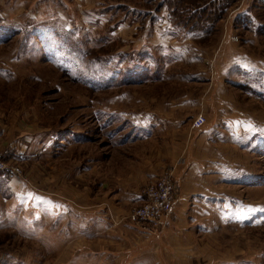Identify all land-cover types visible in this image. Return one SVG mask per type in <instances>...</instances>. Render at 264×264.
<instances>
[{
	"label": "rangeland",
	"instance_id": "obj_1",
	"mask_svg": "<svg viewBox=\"0 0 264 264\" xmlns=\"http://www.w3.org/2000/svg\"><path fill=\"white\" fill-rule=\"evenodd\" d=\"M144 2L0 0V129L11 144L0 156L19 172L0 175V264H117L95 252L123 250L121 237L141 234L125 226L137 206L119 218L105 208L111 227L97 211L102 202L57 201L69 198L53 179L90 186L96 197L97 186H119L118 175L152 159V146L193 132L207 139L194 138L190 153H211V169L232 186L203 221L202 262L264 264V10L239 0L196 43L169 25L163 0ZM239 15L250 18L243 28L233 22ZM147 66L158 69L142 82L137 71ZM200 113L207 122L195 131L189 124ZM26 135H36L41 153L22 162L11 152H26Z\"/></svg>",
	"mask_w": 264,
	"mask_h": 264
},
{
	"label": "crops",
	"instance_id": "obj_2",
	"mask_svg": "<svg viewBox=\"0 0 264 264\" xmlns=\"http://www.w3.org/2000/svg\"><path fill=\"white\" fill-rule=\"evenodd\" d=\"M205 118L207 122V117L205 116ZM6 132L0 129V150L5 148L3 137L7 134ZM150 132V130L147 131V136ZM185 132H188V130ZM193 133L189 137L185 134L181 137L178 135L177 140L172 143L166 140L162 141L164 147L161 150L159 148L155 150L152 146V149H150L154 156L152 159L144 160L137 167H132L127 175H118L120 177L116 181L119 186H97L96 197H93L94 192L90 189V186H83L78 190L74 186L58 185L59 179H53L54 188L61 191L65 189L69 198V200L57 199V201L68 207H76V202L87 205L102 202L104 207H100L102 210L98 209L97 211L103 212L110 221V226L114 227L112 220L104 211L105 208H107L109 214L113 213L115 218L124 216L126 211L122 210V207L139 206L143 203V197L138 190L139 186H135V184L138 185L142 181H148L151 184L164 173V169L172 170L177 187L175 200L171 211L160 220L159 226L154 229L147 224L136 225V227L135 224L126 223V227L141 234H137L133 241V237L132 239L128 236L121 237L123 250L110 251L99 246L95 253L110 256L117 264H206L209 262H202V256L205 257L209 250L202 242H206L205 239L210 235L207 224L203 221L205 219L207 221L211 217L210 215L216 211L214 207H217V205L224 206L227 187L232 186H229L228 181L224 180L226 176L223 172L217 173L211 169L216 163V159L211 156V153L197 151H193V154L190 153V145L194 138L202 140L199 144H203L207 139L205 133L200 132L201 134L198 133L197 135ZM144 140L146 139L142 141ZM21 143L22 147H26V152L23 153L19 151L20 149L12 151L11 153H14L13 157H16L15 159H20L22 162L29 161L31 155L41 153V146L36 135H26ZM64 143L68 144L69 142L64 141ZM29 144L33 147L31 152L27 150ZM10 146L11 144L6 145L7 148L4 149V152L8 151ZM200 146L197 144V148ZM50 149L51 152L62 148L57 147L52 150L50 146ZM66 171L68 177L71 178L73 170ZM86 171L85 166L81 167L79 174ZM0 175L7 177L3 173H0ZM237 198L239 199V197ZM117 207H119V210L116 209ZM131 243L133 246H130ZM141 243H144L142 245L144 252H146L144 254L139 252L142 249L139 247ZM80 248L86 249L88 246L82 245Z\"/></svg>",
	"mask_w": 264,
	"mask_h": 264
},
{
	"label": "trees",
	"instance_id": "obj_3",
	"mask_svg": "<svg viewBox=\"0 0 264 264\" xmlns=\"http://www.w3.org/2000/svg\"><path fill=\"white\" fill-rule=\"evenodd\" d=\"M258 1L260 3L258 4L259 8L264 10V0ZM145 2V5L152 4V0H145ZM238 2L239 0H163V4H161L160 7L158 6V8L159 11H165V18L170 26L172 25L180 29V31L188 37L192 36L193 42L200 43L203 41L202 38H210L211 35L214 34L217 24L225 18L228 11L235 7ZM146 16H148V13ZM249 21V16L239 15L233 22L235 26L239 25L243 28L249 23ZM261 32H263V34H261ZM261 32L260 34L264 35V26L262 27ZM54 36H56V33H54ZM57 38L58 37H56V39ZM66 39H71L70 33L64 35L63 40ZM71 44L73 45L70 41L69 45ZM138 69L139 68L137 67L135 71ZM157 69L158 66L155 68L152 67V69L147 66L146 68L137 71L140 72V76L138 75L139 77H137V79L142 82H147L152 77L151 73L155 72ZM135 71L134 75L137 73ZM134 75L132 74L131 76ZM125 81L119 83H124Z\"/></svg>",
	"mask_w": 264,
	"mask_h": 264
},
{
	"label": "built area",
	"instance_id": "obj_4",
	"mask_svg": "<svg viewBox=\"0 0 264 264\" xmlns=\"http://www.w3.org/2000/svg\"><path fill=\"white\" fill-rule=\"evenodd\" d=\"M236 40V38H234ZM206 123L205 116L200 113L192 120L191 129L198 130ZM0 173L19 174L17 167L8 166L0 156ZM177 187L172 170L165 171L159 178L143 189V203L129 212L127 220L131 224L153 225L156 227L160 220L172 209Z\"/></svg>",
	"mask_w": 264,
	"mask_h": 264
}]
</instances>
